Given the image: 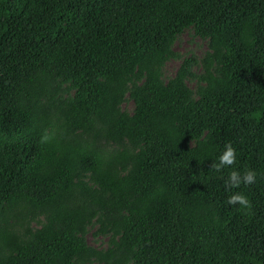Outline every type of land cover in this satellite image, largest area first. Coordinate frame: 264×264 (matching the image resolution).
<instances>
[{
  "label": "trees",
  "instance_id": "1",
  "mask_svg": "<svg viewBox=\"0 0 264 264\" xmlns=\"http://www.w3.org/2000/svg\"><path fill=\"white\" fill-rule=\"evenodd\" d=\"M0 264H264V0H0Z\"/></svg>",
  "mask_w": 264,
  "mask_h": 264
},
{
  "label": "clouds",
  "instance_id": "2",
  "mask_svg": "<svg viewBox=\"0 0 264 264\" xmlns=\"http://www.w3.org/2000/svg\"><path fill=\"white\" fill-rule=\"evenodd\" d=\"M253 117H258L259 112L252 114ZM236 160V152L230 143H226L217 157L218 162H213L211 167L219 170L221 167L232 165ZM256 171L252 169L239 172L237 170H231L228 173L227 179L224 181L227 187H237L241 183L247 185L252 184L256 180ZM228 204H237L241 209H247L249 207V201L245 194L242 192H233L227 197Z\"/></svg>",
  "mask_w": 264,
  "mask_h": 264
},
{
  "label": "rangeland",
  "instance_id": "3",
  "mask_svg": "<svg viewBox=\"0 0 264 264\" xmlns=\"http://www.w3.org/2000/svg\"><path fill=\"white\" fill-rule=\"evenodd\" d=\"M174 48L176 50H179L181 52H184V54H187L188 51H194L195 54H201V52L206 48L205 42L202 39H199L198 37H191L188 32H184L178 40L174 43ZM177 66V60H169L167 61L165 68H164V74L170 75L173 73ZM126 108L131 107V101H127L123 103ZM88 240L91 241V236L88 235ZM92 242V241H91Z\"/></svg>",
  "mask_w": 264,
  "mask_h": 264
}]
</instances>
